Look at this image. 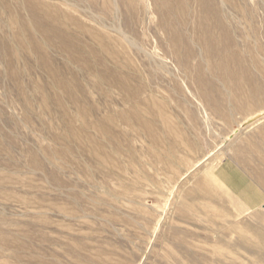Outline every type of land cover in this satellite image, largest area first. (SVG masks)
<instances>
[{
    "label": "rangeland",
    "instance_id": "1",
    "mask_svg": "<svg viewBox=\"0 0 264 264\" xmlns=\"http://www.w3.org/2000/svg\"><path fill=\"white\" fill-rule=\"evenodd\" d=\"M108 3L0 0V264H219L215 248L224 247L236 264H254L246 247L232 245L235 234L208 216L183 215L177 202L213 169L259 202L240 210L234 191L219 183L216 201L227 220L253 223L264 210V189L251 174L264 171V0H215L229 38L203 17L201 0H188L185 21L178 12L171 20L194 51L189 61L184 45L173 54L156 0H138L139 21L129 0ZM202 25L223 44L220 56L244 58L246 112L229 98L233 87L216 68L218 54L209 59ZM101 31L117 54L102 46ZM200 68L225 100L203 97ZM129 94L141 110L147 102L167 105L197 150L174 149L182 161L168 164L164 141L125 122ZM153 119L164 129L162 118ZM102 123L111 135L100 132Z\"/></svg>",
    "mask_w": 264,
    "mask_h": 264
},
{
    "label": "bare ground",
    "instance_id": "2",
    "mask_svg": "<svg viewBox=\"0 0 264 264\" xmlns=\"http://www.w3.org/2000/svg\"><path fill=\"white\" fill-rule=\"evenodd\" d=\"M109 1L110 0L108 1L106 0L107 3ZM226 1L230 3L233 2V0H226ZM129 2H130V11L132 12L133 17L137 21L141 20L140 9L138 8V3H137L138 0H129ZM156 2L157 3L155 4L154 8L156 10V13H158L161 16L159 26L164 32L169 33L171 37L169 42L171 49L173 50V54H175L178 57L182 51V46L184 45L187 51V59L189 61L193 57L194 51L190 47L189 44L190 42L184 38L183 35L184 33L182 32V29L179 28V26H176L171 20V16L174 13L178 12L182 17V21H185L184 18L188 14V6H187L188 0H176L175 3H171L170 0H156ZM201 4L203 9V17H205L206 20L207 19L213 20V22L217 25V27L221 28L223 35L229 38V35L226 31L227 30L226 22L224 20L223 14L220 11L221 9H219L217 4L215 3V0H201ZM42 10H44L45 11L44 13H46L48 8H42ZM35 19H39V17H36ZM201 32L203 33V36L201 37V42L204 47L210 50L209 59L212 60L213 57L218 54L217 53V50H219L218 47L223 44H221L217 38H214L213 35H211L206 30V27H204L203 25L201 27ZM97 35H98V39L100 40V43L106 50L113 51L114 54H117L114 51L113 47L106 43L102 31L98 32ZM121 40L122 43H124V39L121 38ZM126 40L127 41L125 43L135 47L134 44H131L132 41H129L128 39ZM213 46L215 47L214 51L216 53L213 52L212 54ZM224 54L222 56L218 54L219 62L215 64L216 68L220 70V74L224 78V80L227 83L231 84V86L233 87L230 91L231 95L229 96V98L235 99L236 109L246 112L247 110L250 109L249 104L251 103L252 99H250L251 92L247 91L244 82L242 80L244 77H246L245 76L246 67L244 63L245 62L244 58L240 56L238 53L235 55L232 54L224 55ZM108 75L112 76L113 74H108ZM57 82H58V86H60L63 93L69 99L75 101V96H73L72 94L73 92H71V90L68 88L67 83L63 81H59V79H57ZM100 82L102 84L101 79ZM109 82H111L113 86L117 85L115 79ZM198 83L202 88L203 97H205L209 102H211L213 99H218L219 101L225 100L223 96L220 97L215 96L217 87H215L212 84V81H209L207 79V77L203 74V70L201 68L199 69ZM122 85H123L122 87H125V84ZM126 88L128 89V87ZM256 90H257L256 92L259 93L257 94L258 96H260V94H262L263 92L261 89H256ZM127 102L133 105L132 106L133 110H131L128 116H126V118L124 119L125 122H127L128 124H132L134 127L135 126L140 127L144 132L148 133L150 137L153 138V141L155 143L164 141L169 148V155L165 157V160L168 162V164L175 165L179 163V161L180 162L182 161L177 156V154L173 152L174 149H177L178 151L181 148V146L185 145L187 149L192 153H194L197 150L198 143L192 140L187 141V139L185 138L184 130H182L179 124L177 125L174 124L171 117L167 115L168 114L167 105L158 104L156 102H147L144 104L143 110H141L138 107V104L135 106L134 99L130 94H129V99H127ZM217 108L219 113H223L221 107H217ZM79 112L81 114L87 113V111L83 109H79ZM155 117L159 119L162 118L164 129L160 128L159 125H156V120L153 119ZM99 129L102 134L105 135L110 133L109 135H111L110 129H107L104 123L99 125ZM164 130L174 132V136H173L174 138L172 140L167 141L165 133H162V136H160V131L163 132ZM177 135L179 136V138H177ZM91 140L92 139H90L89 141ZM91 142L94 141L92 140ZM237 151H238V156L241 159H243L244 158L243 151L242 150L240 151L238 149ZM34 162L37 165L39 164L37 161ZM251 174L253 176L254 181H256V183L264 189V171L253 170ZM221 178L217 174H214L213 176V169H208L204 177L196 180L194 188L184 193L183 199L177 202V208L185 216H191L197 218L201 216H205V217L208 216L207 219L211 224H216L218 228H222L223 230L228 231L230 234L236 235L235 241L233 242L232 245H238L239 247H246L248 249L247 251L248 255L251 257V260L253 261L252 263L264 264V210L262 211L258 210L253 213L252 215V219L254 221L253 223L246 221L232 222L227 220L226 218L230 214L227 212L226 209H224L222 206L217 204L216 200L218 198L216 197V190L218 189L217 185L219 183L223 186V188L225 186L229 191H231L232 189H230L229 188L230 186H227V183L223 181L224 178L222 180ZM124 191L126 193H130L131 189L129 187L124 186ZM232 191H234L232 194L235 195L234 197L237 199L236 202L237 207L240 210H243L244 207L246 208V210H251L259 203L253 197H249L250 195L248 197H245V196H241L240 194H237L235 190ZM227 246L230 247L231 244H228ZM224 248H215V255L217 256V258L222 260L220 261L221 263L219 264H236L235 260H237L238 257H235L234 254H231L229 251L230 249L228 250L227 248H225L226 250H223ZM228 258H230L231 260L228 261Z\"/></svg>",
    "mask_w": 264,
    "mask_h": 264
}]
</instances>
